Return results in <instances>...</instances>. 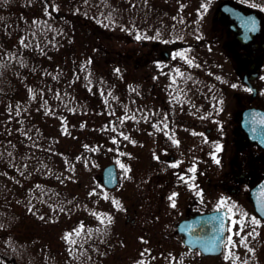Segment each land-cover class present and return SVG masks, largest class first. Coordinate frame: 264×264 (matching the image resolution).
<instances>
[{
	"label": "flooded vegetation",
	"instance_id": "flooded-vegetation-1",
	"mask_svg": "<svg viewBox=\"0 0 264 264\" xmlns=\"http://www.w3.org/2000/svg\"><path fill=\"white\" fill-rule=\"evenodd\" d=\"M210 9L205 36L206 43L214 42L223 54L218 72L207 64L203 76L186 69L158 90L166 110L159 107L130 116L136 121L126 130L127 141L140 139L149 151L139 158L137 184L133 151L125 161L126 221L131 227L140 222L137 230H129L159 245L154 247L162 248L160 258L166 264H199L206 259L263 264L264 0H216ZM188 12L178 11L176 19L187 22ZM159 52L169 55L158 40H143L139 60L157 58ZM184 75L187 78H181ZM142 93L151 94L147 88ZM139 126L141 136L134 138L132 132ZM192 168L195 172L189 171ZM117 186L118 182L109 191ZM213 211L224 214L222 232H209L211 224L201 220L192 223ZM253 218L259 224L252 223ZM185 220L189 222L182 223ZM99 232L98 227L91 230L92 247L99 242ZM221 237L218 253L203 252L201 247ZM97 258L93 254L87 261L97 263ZM144 259L151 262V255ZM0 263L20 264V256L15 254L10 263L0 258Z\"/></svg>",
	"mask_w": 264,
	"mask_h": 264
},
{
	"label": "rangeland",
	"instance_id": "rangeland-1",
	"mask_svg": "<svg viewBox=\"0 0 264 264\" xmlns=\"http://www.w3.org/2000/svg\"><path fill=\"white\" fill-rule=\"evenodd\" d=\"M215 1L155 0L159 10H164L162 16L165 22L168 24L174 21L176 24L175 34L168 33L160 38V43L169 52L168 56H164L159 52L157 58L151 55L148 61H143L126 54L124 55L123 52L127 50L133 52L141 51L143 40L147 39L148 42H151L158 38L148 35L149 31H147L142 36L139 35L140 39H137V37L133 39L134 34L129 32L127 27L119 29L109 26V29L100 35L101 39H106V42L114 43L117 45L116 48H119L118 51H115L116 54L112 55L114 57L113 62L109 64L101 63L103 53L100 52L99 54L97 48V52L95 51L94 54L93 50L87 49L86 41H78L76 51L79 54L76 55H79V59L85 61L89 59L88 61L92 64V67L97 70L104 69L103 71H105L108 68V71L116 73L119 79L122 77L118 86L122 84L130 86V88H137L138 91H135V98L132 100L134 102L131 101V103H134L135 109L130 110L126 106L128 103H126L125 106L121 107L124 112L110 114L113 106L117 105L114 102L115 100L110 94H106L100 100L98 92L95 90L88 97L93 101L95 99L96 103H100L104 111L101 114L96 112L89 117H83L85 119L82 121V128H75V122L70 119H67L62 126L57 118L50 116L46 118L43 116L44 122L47 121L44 131L54 136L57 135L59 148L65 153L63 158L69 150L81 149L82 152H86L92 145L97 146V149L100 148L101 150L97 154V160L94 164H79L74 170L69 168L67 161L59 159V164L63 171L59 184L63 188V195L70 194L73 197L72 201H74V204L69 206V208L67 206L60 209L52 207L50 201L47 198L45 199L44 195L37 194L31 190V185L24 184L22 187L20 183L19 185L16 184L13 179L9 184L8 190L11 191L9 192L11 195H5L6 197L2 198V200L5 198L4 201L10 205L7 215L4 217V222L7 226L14 223L18 226V232L20 231L23 234L22 236L28 235L33 239V243L30 241L32 247H30L29 252L40 256L37 259L41 261L42 257H46V259H42L46 264H66V262L63 263V260H67L69 256L70 260L76 259L75 257L79 258L81 255L83 257L85 255V258L91 257L93 255L91 254L92 250L91 253H87L84 239L90 237L91 230L98 227L99 233H101L99 241L103 240V242L98 243L104 244L106 247H103L101 252L97 254V263L92 262V264H166V261H161L162 257L164 258L162 248L154 247L159 245H153L150 241L138 237V232L129 230L132 228L137 230L140 222L131 227L129 222L126 221L125 206L127 203L128 183L125 173V161L129 156V151H133L132 159L136 160L137 169L133 179L135 184H137L136 182L140 177V156L142 152L148 153L149 151V148H145L140 139L133 144L128 142L125 139L127 137L126 130L134 125L132 122L136 121L130 117L132 116L131 114H150V111L163 107L162 101L157 96L158 90L162 89L161 85L167 87V84H170L172 80L186 74V69H193L195 73L203 76L208 71V68L204 66L207 64L214 72H218L220 63L224 61L223 54L220 52L219 46L214 45V42L207 44L205 36L207 24L212 20L211 17H208L210 8L214 6ZM65 9L63 4L60 3L59 11L63 12ZM187 9H189L187 22H184V20L178 21L175 18V20L172 19L171 11L182 12ZM35 10L32 8L33 14L36 13ZM211 23L214 22L211 21ZM184 25H186L185 34L183 33ZM124 37L133 39L134 46L126 43V38ZM214 40L216 39L213 38ZM192 64H195V69L191 66ZM181 78H187V76L184 75ZM146 88L151 93L149 97L142 93V89ZM29 89L30 86L22 87L21 94L18 96L20 104L18 111L17 109L8 111L15 100H10L7 106L2 105L0 107V134L5 136L7 140H12V134L16 131L17 125L12 123V121L14 122L20 118L22 120L20 126L24 127V124L33 126L36 119H32V122H30L28 119L31 118L30 116H37L42 119V115L32 108V104L36 99L32 104L31 101L36 95L33 92L29 94L31 91ZM116 91L120 95L124 94V90L121 87ZM140 110L142 113L137 112ZM141 128L142 126L136 127L132 132L134 138H140ZM8 147L14 149V145L11 144L8 146L0 145V165L18 172L17 163L13 160L14 155L11 154L10 156L5 152ZM108 163H115L118 170V186L114 191L105 190L100 180L102 167ZM121 165H124V167L122 168ZM12 175L15 176L16 174ZM14 178L19 179L18 177ZM28 181L25 183H30V180ZM25 190L33 191V193L31 192L32 196ZM48 196H50V193ZM105 196H107V199ZM113 201H118L119 205H115ZM108 227L112 229L111 234H109L110 229ZM98 243H96V246L99 248ZM149 243L152 245H149ZM96 246L92 247L91 244L94 250ZM21 252L24 253V251ZM262 253L264 260V250H262ZM148 254L151 255V262L144 259ZM160 256L162 257L160 258ZM263 260L262 263L264 264ZM89 263L88 261L87 264ZM242 263L237 262V264ZM199 264L221 263L216 261V259H206ZM232 264H235V262ZM243 264L253 263L247 261V263Z\"/></svg>",
	"mask_w": 264,
	"mask_h": 264
},
{
	"label": "trees",
	"instance_id": "trees-1",
	"mask_svg": "<svg viewBox=\"0 0 264 264\" xmlns=\"http://www.w3.org/2000/svg\"><path fill=\"white\" fill-rule=\"evenodd\" d=\"M60 3L66 8L63 12L59 11ZM32 8L36 9V13H32ZM177 12L171 11L172 19L177 18ZM163 13L164 10H159L155 0H0V107L15 100L8 111H18V96L22 87L30 86L29 94L33 92L36 95L31 101L32 104L36 99L32 108L42 115V119L37 116L28 118L30 122L36 119L33 126H20V118L12 121L17 125L12 140L0 134V145H14V149L8 147L5 152L14 155L18 170L16 172L0 165V258L3 261L10 263L12 257L20 253V264H46L42 261L46 257L40 261L37 259L40 256L29 252L33 239L28 235L22 236L14 223L7 226L4 222L10 205L2 198L11 195L8 189L12 179L22 187L24 184L31 185V190L44 195L52 207L69 208L74 201L70 194L63 195V188L59 184L63 174L59 159L67 161L69 168L74 170L79 164H94L101 150L92 145L86 152L81 149L69 150L63 158L65 153L59 148L57 135L44 131L47 121L44 122L43 116L57 118L60 125L70 119L75 122V128H82L83 117L104 111L100 103L88 97L95 90L100 100L106 94L115 100L117 105L113 106L110 114L124 112L121 107L126 103L130 110L135 109L131 101L137 88L122 84L118 86L122 77L119 79L108 68L105 71L97 70L89 59H79V55H76L79 54L76 51L78 41H86V48L93 50L94 54L97 48L99 54L103 53L101 63L109 64L114 60L112 55L119 49L114 43L101 39L100 35L109 26L119 29L127 27L134 34L133 39L137 34L142 36L149 31L148 35L158 37L156 39L160 42L161 36L175 34L176 31L175 22L167 24ZM124 38L126 43L134 46L133 39ZM161 47L164 48L162 44ZM123 53L139 59L140 51L127 50ZM119 87L123 88L124 94L116 91ZM137 112L142 113L141 110ZM28 180L30 183H25ZM31 190L25 191L32 196ZM90 238L84 239L87 253L92 250ZM99 243V248L96 246L91 254H98L106 247ZM75 258L70 260L69 256L63 263L85 264L90 259L85 255Z\"/></svg>",
	"mask_w": 264,
	"mask_h": 264
},
{
	"label": "water",
	"instance_id": "water-1",
	"mask_svg": "<svg viewBox=\"0 0 264 264\" xmlns=\"http://www.w3.org/2000/svg\"><path fill=\"white\" fill-rule=\"evenodd\" d=\"M102 183L106 188H112L116 185L117 183V172H116V167L115 164L109 163L103 166L102 168ZM264 216V214H263ZM198 220H201L205 223L211 224V226H208L206 229L210 232H214L217 230L221 229L223 230V225H225V218L224 214L221 213L220 211H213L211 213L205 214L198 216L193 219L192 223H196ZM189 222L188 220L183 221L182 223H187ZM217 225H220V228L217 227ZM222 241V237L220 240L216 241V239L213 238L212 244L208 247H201L203 252L206 254H215L220 251V245Z\"/></svg>",
	"mask_w": 264,
	"mask_h": 264
},
{
	"label": "snow or ice",
	"instance_id": "snow-or-ice-1",
	"mask_svg": "<svg viewBox=\"0 0 264 264\" xmlns=\"http://www.w3.org/2000/svg\"><path fill=\"white\" fill-rule=\"evenodd\" d=\"M141 37L138 35L137 36V39H140ZM189 63H191V61H189ZM234 87H235V85H234ZM125 139H127V137H125ZM174 142H176V141H174ZM216 151L217 152H219L220 151V146L219 145H217L216 146ZM217 163H219V161H216ZM173 167H176L177 165L176 164H174V165H172ZM121 167L123 168L124 167V165H121ZM189 171L190 172H195V168H192V169H189ZM181 179H183V177H181ZM175 195V194H174ZM105 198L107 199V196H105ZM170 199H171V197H170ZM113 203L115 204V205H119V202L118 201H113ZM174 206V205H173ZM101 222H103V221H101ZM252 223H254V224H259V221L258 220H256L255 218H253L252 219ZM221 231H222V229H221ZM77 234H79V233H77ZM228 242L229 243H231L232 242V240H231V237H229L228 238ZM225 259H228V256H225Z\"/></svg>",
	"mask_w": 264,
	"mask_h": 264
}]
</instances>
